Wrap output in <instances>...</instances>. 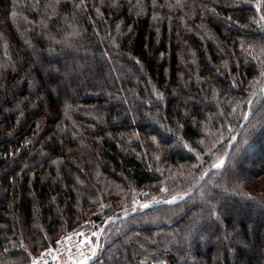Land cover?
Returning a JSON list of instances; mask_svg holds the SVG:
<instances>
[{"label": "trees", "instance_id": "obj_1", "mask_svg": "<svg viewBox=\"0 0 264 264\" xmlns=\"http://www.w3.org/2000/svg\"><path fill=\"white\" fill-rule=\"evenodd\" d=\"M263 88L264 0H0V264H264Z\"/></svg>", "mask_w": 264, "mask_h": 264}, {"label": "rangeland", "instance_id": "obj_2", "mask_svg": "<svg viewBox=\"0 0 264 264\" xmlns=\"http://www.w3.org/2000/svg\"><path fill=\"white\" fill-rule=\"evenodd\" d=\"M83 65H85V61H83ZM86 66V65H85ZM65 73L64 75L67 77V78H72L74 77L75 75H78L81 77V73L80 72H83V69L84 67H82L81 65H77V63L75 64V62H72L71 64L70 63H67V64H63L62 65ZM71 67V68H70ZM82 67V68H81ZM68 69H73V70H68ZM62 83L64 82H61V81H56V85H63ZM264 89V88H263ZM173 199H170V200H167V201H164V202H172ZM163 200L159 199V197L156 199V202L154 204H158V203H162ZM129 206L130 207H124L123 210L119 211L115 217L113 218H107L105 220V223L102 225V226H95L93 225L92 223H85L83 226H81L79 229H77L75 232H72L73 234H76L78 236H80L81 238H83V240L89 242L90 244L92 245H97L98 247L104 242V235L106 234V232L104 233V227L110 223L112 220H116L117 217H120V216H125L127 215L128 213L130 212H134L136 210L139 209V201L137 199H132L131 202L129 203ZM150 206H153V205H149L147 207H150ZM241 205H237L235 207H232L229 211L231 212L230 214L232 216H234L235 218L239 219V216L237 217V215L234 214L233 210L234 211H237V209L240 207ZM194 230V234H192V240L198 238V231L196 232L195 229ZM71 234V233H70ZM68 235V234H67ZM51 248V247H50ZM49 249V248H48ZM254 250H252L249 254L251 255L253 253ZM42 253V252H41ZM40 253V254H41ZM93 251L91 252L90 255H88V257L86 258H82L80 259L79 261L73 263V264H88L97 254V252L95 254H92ZM39 254V255H40ZM38 256V255H37ZM260 257H264V251L260 254ZM35 258V257H34Z\"/></svg>", "mask_w": 264, "mask_h": 264}, {"label": "built area", "instance_id": "obj_3", "mask_svg": "<svg viewBox=\"0 0 264 264\" xmlns=\"http://www.w3.org/2000/svg\"><path fill=\"white\" fill-rule=\"evenodd\" d=\"M98 246L92 245L76 234H68L58 240L54 247L33 258L31 264H73L88 255L95 254Z\"/></svg>", "mask_w": 264, "mask_h": 264}, {"label": "water", "instance_id": "obj_4", "mask_svg": "<svg viewBox=\"0 0 264 264\" xmlns=\"http://www.w3.org/2000/svg\"><path fill=\"white\" fill-rule=\"evenodd\" d=\"M145 207H146V206H144V205L142 206V208H145Z\"/></svg>", "mask_w": 264, "mask_h": 264}]
</instances>
